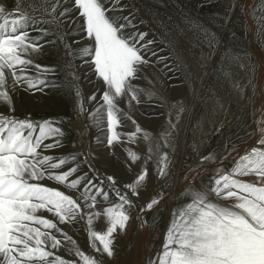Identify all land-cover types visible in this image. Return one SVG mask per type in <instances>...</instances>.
I'll return each instance as SVG.
<instances>
[{
	"label": "snow or ice",
	"instance_id": "obj_1",
	"mask_svg": "<svg viewBox=\"0 0 264 264\" xmlns=\"http://www.w3.org/2000/svg\"><path fill=\"white\" fill-rule=\"evenodd\" d=\"M64 3L70 6L63 8L60 17L77 12L76 30L81 35L73 42L76 49L64 41L63 32L53 33L37 27L42 22L50 28L59 27L55 13L61 0H56L51 11L41 9L51 17L48 20L39 19L35 10H28L22 3H17L12 10L0 5V105H6L10 113H0V264H104L105 256L114 259V234L125 232L130 212L139 207L136 221L142 228L147 223L141 222L142 214L158 206L168 194V189L161 186L159 192L151 193L139 206L133 199L138 200L140 191L146 190L149 162L154 165L157 180L169 177L173 159L165 149H175L174 134L183 105L172 102L158 138L143 129L129 111L119 107L121 99L129 108L133 107V102L139 105L155 100L160 102L157 107L167 103L153 80L141 75L146 67L152 66L153 58L160 63L167 57L150 50L152 40L142 43L147 33L125 34L126 28L135 27L131 13L119 18L125 23L107 15L109 11L123 10L115 7L119 0H112V7L105 6L107 0H64ZM29 27L40 35L30 36ZM49 35H55L64 44L67 56L82 59L103 83L102 103L91 110L83 102L82 89L78 83H73L80 77L71 70L72 64L64 65L65 81L75 98V115L82 122L87 121L86 128H101L102 135L95 138L96 143L106 139L110 153L117 143L134 144L140 136L147 144L144 156L124 148L126 170L132 173L133 166L139 167L133 179L123 182L122 186H118L114 174L105 175L90 162L95 159L90 150L65 156L43 154V150L62 146L60 139L53 143L44 141L65 135L61 128L53 127V124L64 123L63 119L34 121L30 114L23 119L11 114L15 108L9 90L14 92L17 87L26 85L25 91L35 94L49 86H58L54 80L24 74L29 65L38 73L55 71L35 64L30 58L42 52L44 45L40 41ZM214 40L212 34L208 38L209 47ZM45 43L55 44L56 39L45 40ZM169 70L172 69L169 67ZM141 79L148 87L134 83ZM95 98L96 93H93L88 100L92 102ZM173 108L179 109L176 122L171 119ZM105 114L106 130L103 128ZM122 118L131 121L134 131H117ZM255 123V132L249 133L250 138L255 137V143L243 153L238 152L235 145L229 148L225 143L218 152L201 156L195 168H189L185 174L186 187L180 193L187 202L178 211L173 209L160 250L149 258L148 264H264V114ZM37 127L39 134L34 135ZM76 131L83 136L80 129ZM124 137L126 140L122 139ZM228 160L231 165L225 168L224 162ZM69 163L72 166L64 170L63 166ZM210 164L216 165L212 174L197 185V177L206 171L204 166ZM85 165L87 171H82ZM45 179L69 191L46 186L41 183ZM110 192L117 202L110 200ZM98 198L110 206L98 211ZM41 211L50 213L53 219L38 215ZM101 215L105 217L106 229L96 231L93 219ZM79 221H86L89 248L98 253L99 258L82 251L73 237L59 226ZM62 247L77 259L65 260L56 255L54 250Z\"/></svg>",
	"mask_w": 264,
	"mask_h": 264
},
{
	"label": "rangeland",
	"instance_id": "obj_2",
	"mask_svg": "<svg viewBox=\"0 0 264 264\" xmlns=\"http://www.w3.org/2000/svg\"><path fill=\"white\" fill-rule=\"evenodd\" d=\"M17 3H22L30 11L35 10L39 19L48 20L51 17L41 9L46 8L51 11L56 0H0V5L9 10H12ZM69 6L64 3V0H61V4L57 6L55 15L60 21L58 28L55 26L50 28L43 22L37 27L48 29L53 33L63 32L64 41L72 49H76L77 45L73 42L79 40L81 35L76 30L77 12L74 10L64 17L59 16L63 8ZM105 6L112 7V0H107ZM115 7L123 10L109 11L107 15L116 17L119 23H125L124 20L119 19L120 17L129 16L131 13L135 27L126 28L125 34L147 33L142 43L152 40L154 43L149 46L150 50L156 51L159 56L167 57L160 63H156V58H153L152 66L146 67L141 73L142 76L147 75L153 80L156 90L167 103L157 107L155 105L160 102L155 100L142 102L139 105L133 102V107L129 108L121 99L119 107L124 111H129L143 129L157 138L165 126L172 102H178L184 108L180 115L178 130L174 134L175 149L174 151L165 149L173 159L169 177L157 180L153 171L154 165L149 162L146 190L140 191L138 200L133 199L139 206L149 199L151 193L159 192L161 186L168 189V194L158 206L142 214L141 222L147 221L142 228L136 221L139 207L130 212L131 219L125 232L114 234V259L109 260L106 256L104 259V264H148L149 258L154 257L160 250L173 209L178 211L187 202L180 193L186 187L185 174L189 168H195L201 156L213 151L218 152L225 143L229 148L235 145L240 153L255 143V137L250 138L249 133L255 132V122L260 120L264 114L262 112L264 110V0H119V4ZM167 9L179 18L182 26L196 41L202 53L179 30L176 21ZM28 31L30 36L40 35L32 27H29ZM212 34L215 40L213 46L209 47L208 38ZM53 39H56L55 44L45 43V40ZM45 40L40 41L44 45L42 52L33 54L30 58L35 64L54 68L55 71L38 73L34 66L29 65L24 74L32 77L39 75L41 79L54 80L58 86L55 88L49 86L44 89V92L37 91L35 94L25 91L26 85L17 87L14 92L9 90L15 108L14 113L11 114L21 119L30 114V118L34 121L63 119L64 123L53 124V127L61 128L65 135L63 137L53 136L44 141V143H53L56 139H60L62 146L43 150V154L65 156L72 152L90 150L95 154V159L90 162L101 173L114 174L118 186H122L123 182L133 179V173L138 171L139 167L138 165L133 166L132 173L126 170L124 148H131L144 156L147 152L146 142L140 136L134 144L117 143L112 153L106 146V139H103L102 143H96L95 138L102 135L101 128L95 126L86 128L84 124L87 121L82 122L75 115V98L67 87L65 81L67 72L64 65L72 64L71 70L80 77L78 82L73 81V83H78L82 89L83 102L91 110L102 103L103 83L97 80L94 71L84 64L82 59L74 60L72 56H67L64 44L55 35H49L45 37ZM203 51L209 56L211 69L217 79L212 76L211 72H205ZM165 65L172 70L170 71ZM9 83H11L10 78ZM134 83L141 87H148L146 81L142 79ZM93 93H96V98L89 102L88 97ZM223 96L227 98V104L222 102ZM229 97L237 100L239 106L234 104ZM141 99L142 101L145 99L143 95ZM178 111V108L172 109L173 122H176ZM0 113L10 114L6 105H0ZM103 128L106 130V114ZM76 129H80L83 136ZM117 131L132 132L134 126L131 121L122 118ZM38 134L37 127L34 135ZM122 139L126 140V137ZM73 141H75V147H73ZM230 165L231 160L224 162L225 168ZM71 166L72 164L69 163L63 168L66 170ZM215 166L205 165L206 171L201 172L195 183L199 185L201 180L206 181ZM82 171H87L86 165L82 167ZM242 179L251 178L243 177ZM41 183L69 191L47 179ZM109 197L113 203L117 202L113 193L110 192ZM108 206L110 205L98 198V211ZM38 215L53 219L46 211H41ZM59 226L73 237L82 251L94 258H99V254L89 248L85 231L86 221ZM92 226L96 231L105 230V217L103 215L95 217ZM37 227L42 226L37 225ZM42 230L45 229L42 228ZM96 244L99 245V242L97 241ZM130 244L131 247H129ZM68 247L71 246L68 245ZM54 251L56 255H60L65 260L77 259L74 254H69L63 247Z\"/></svg>",
	"mask_w": 264,
	"mask_h": 264
},
{
	"label": "bare ground",
	"instance_id": "obj_3",
	"mask_svg": "<svg viewBox=\"0 0 264 264\" xmlns=\"http://www.w3.org/2000/svg\"><path fill=\"white\" fill-rule=\"evenodd\" d=\"M173 13V12H172ZM178 23H179V21H178ZM180 24V23H179ZM182 25V24H181ZM178 26V25H177ZM185 29V28H184ZM188 38V37H187ZM195 41V40H194ZM196 42V41H195ZM197 44V43H196ZM200 53H202V52H200ZM203 63H204V69H205V72H207V73H210L211 72V74H212V76L213 77H215L216 78V75L214 74V72H213V69H211V66H210V58H209V56L206 54V52H204L203 51ZM217 79V78H216ZM219 82V81H218ZM220 83V82H219ZM230 96V95H229ZM227 98H225L224 96L222 97V102L223 103H225V104H227V100H226ZM229 99L231 100V101H233V103L234 104H236V105H238L239 106V103H237L238 101L237 100H234V98L233 97H229ZM221 100V99H220ZM237 101V102H236ZM221 102V101H220ZM221 102V103H222ZM223 105V104H222ZM237 106V107H238ZM239 108V107H238ZM239 110V109H238ZM242 117V116H241ZM242 120V119H241ZM103 231V230H102ZM139 247V246H138Z\"/></svg>",
	"mask_w": 264,
	"mask_h": 264
},
{
	"label": "water",
	"instance_id": "obj_4",
	"mask_svg": "<svg viewBox=\"0 0 264 264\" xmlns=\"http://www.w3.org/2000/svg\"><path fill=\"white\" fill-rule=\"evenodd\" d=\"M151 3H154V2H151ZM160 5H161V4H160ZM161 6L165 8V6H163V5H161ZM167 11H168V13L174 18V20L176 21L179 30H180V31H181L186 37H188L189 42H190L192 45L196 46V47L198 48V50L201 52V49H200L199 46L196 44V42L194 41V39H193L191 36H189L187 30L184 29V27L181 25V22H180L179 18H178L174 13H172L170 10L167 9ZM178 21H179L180 24L178 23Z\"/></svg>",
	"mask_w": 264,
	"mask_h": 264
}]
</instances>
